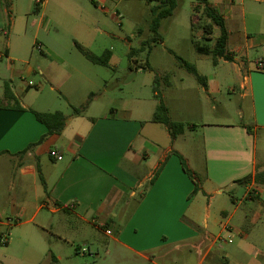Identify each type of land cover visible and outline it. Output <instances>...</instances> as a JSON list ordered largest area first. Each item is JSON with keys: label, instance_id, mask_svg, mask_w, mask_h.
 <instances>
[{"label": "crops", "instance_id": "0c3cea01", "mask_svg": "<svg viewBox=\"0 0 264 264\" xmlns=\"http://www.w3.org/2000/svg\"><path fill=\"white\" fill-rule=\"evenodd\" d=\"M209 3L225 19L230 39L227 17L220 12L224 7ZM194 19L195 15L192 23ZM45 22L42 16L40 25ZM202 22L210 24L211 20L204 18ZM216 29L214 25L207 42L211 46L220 35ZM192 32L196 40L207 36L202 29L192 28ZM9 38L0 40V236L11 229L12 237L15 230L24 227V236L39 243L50 264L73 262L87 253L98 258L100 252L91 249L97 244V248L104 245L105 256L91 264H110L117 254L138 264H264V185L254 179L257 172L264 171V65L258 68L242 62L236 73L227 75L226 79L237 82L229 90L239 88L236 114L240 123L202 121L197 128L174 117L166 94L156 91L154 96L162 95L170 118L189 125L173 137L166 126L152 122L158 101L146 98L141 91L125 94L120 86L114 94H106L104 89L100 114L88 113L97 101L93 98L83 115H75L73 107H81L98 86L89 76L96 68L88 66L85 56L86 60L74 62L61 59L60 45L44 50L39 44L37 49L45 62L38 69L28 65L19 70L16 63L21 59L6 42ZM244 42L243 47L230 49L228 40L232 64L239 54L255 46L248 34ZM106 50L111 51V60L104 67H110L115 57L113 48L98 56ZM196 52L193 66L207 83V87L200 85L197 93L204 95L208 109L217 113L214 95L223 94L228 80L200 71L199 64L212 56ZM221 62L230 61L219 60L218 64ZM169 76L155 75L160 80L165 78L164 86L180 93V99L172 102L174 108L188 114L199 109L204 112L202 104L190 99L184 79L176 84ZM134 77L136 74L130 80ZM6 86L14 99L6 97ZM57 91L60 94H53ZM32 110L63 112L67 117L64 130L40 141L47 128ZM198 134L203 138L202 150L196 154L192 141ZM53 149L62 160L50 156ZM246 178L248 181H243ZM196 186L199 190L195 193ZM243 189L240 198L237 194ZM226 192L232 194L235 207H221L218 213L222 218L212 220V201ZM200 194L209 197L204 214L193 204ZM249 199L257 206L246 203ZM133 200L137 205L129 215ZM118 219L125 229L117 236L102 229L117 228ZM140 219L153 226L162 221L168 228L161 233L139 234L138 228L134 234L128 233V227ZM95 229L107 237V242L90 236ZM81 242L88 244V249L75 246Z\"/></svg>", "mask_w": 264, "mask_h": 264}, {"label": "rangeland", "instance_id": "374dc122", "mask_svg": "<svg viewBox=\"0 0 264 264\" xmlns=\"http://www.w3.org/2000/svg\"><path fill=\"white\" fill-rule=\"evenodd\" d=\"M199 1L177 0V9L172 16L161 21L160 28L155 33L152 31L155 18L152 8L159 5L155 0H42L38 6L39 11H35L37 0H0V40L5 42L10 36L6 42L10 43L15 54L21 59L16 63L19 70L28 65L38 69L39 64L45 62L44 55L37 49L39 44L43 45L44 50L47 46L60 45L58 49L61 59L69 62L77 59L86 60L84 55L78 51V46L97 55L105 49L113 48L115 57L112 59V66H93L87 61L89 67L96 68L94 72L89 73V76L94 77L98 82V86H94L93 92H90V94L94 93V99L97 101H92L93 107L91 111H88L89 114L97 115L103 111L104 89L107 90L106 94H109L119 90L117 88L120 86L125 90V94L141 91L146 98L158 102L162 99V93H165L173 116L190 121L189 123L197 125V128L200 127L199 124L202 121L240 123L236 114V96L239 88L231 92L230 87L236 85L237 82L235 79L226 78L227 75L236 73L242 62L258 67L260 59L264 60V0H210L212 4L224 7L223 11H219L227 17V27L231 31L228 44L230 49L243 47L246 34L255 42L254 48L239 54L234 64L221 62L215 65L212 59H206L199 64L200 71L217 73L223 80H228L223 85V94L214 95L218 106L217 113H212L205 103L204 95L197 93V88H200L202 84L193 74L181 67L177 59V56H180L192 65L196 63L194 61L197 52L192 44L191 23L194 15L202 14V9L198 13L195 10V5ZM165 8H167L166 5L162 7V9ZM42 16L46 17V22L41 26L39 22ZM219 32V29L215 30L216 35ZM131 50L135 51L134 55H130ZM242 55H244L243 58ZM157 73L169 74L176 84H181V78H183L184 83L190 88V99L197 105L202 104L205 111L201 113L199 109L194 114H188L174 108L172 102L180 99V93L176 89L164 86L165 78L154 82L153 78ZM135 74L136 77L130 80ZM33 78H27V81ZM129 80L130 82L126 83ZM17 81L21 82L20 79ZM32 89L36 90V88ZM156 91L162 95L155 97ZM60 92L53 94H60ZM185 126L188 128V123ZM202 139V136L198 134L192 141L196 154L202 150ZM197 177L200 178V174ZM243 193L244 189L237 196L242 198ZM231 198L232 194L226 192L213 199L212 220L222 218V214L218 213L221 207H235ZM193 202L202 210L201 214H204L209 197L200 194ZM246 203L253 206L258 204L250 199L246 200ZM136 205V200H133L128 209L129 215L134 212ZM202 217L203 215L199 218L200 221L203 220ZM116 223L121 227L111 226L102 229L109 230L112 236H117L119 231L125 228L119 219ZM136 228L140 231L139 234H149L161 233L168 227L162 221L158 222V226H153L152 222L140 219L132 223L127 231L134 234ZM17 230L14 231L12 237L11 229H7L5 234L0 236V261L4 264H50V258L43 254L44 251L41 250L39 243L35 244L24 236V227ZM90 236L107 242V237L97 229L90 233ZM4 238L8 239V243H2ZM77 245L88 249V244L81 242L75 244ZM97 245L91 249L96 254L99 251L100 257L95 256L94 258L87 253L73 262L65 260L63 263L91 264L101 261L105 256L104 245L98 248ZM197 250L194 249V252ZM117 255V258L113 259L110 264H138L133 258L124 261L119 256L120 254ZM194 260L189 261L194 262Z\"/></svg>", "mask_w": 264, "mask_h": 264}, {"label": "trees", "instance_id": "16d2710c", "mask_svg": "<svg viewBox=\"0 0 264 264\" xmlns=\"http://www.w3.org/2000/svg\"><path fill=\"white\" fill-rule=\"evenodd\" d=\"M5 1V0H3ZM40 4L37 3V7L35 11H39ZM167 6V8L162 9L163 6ZM178 7L177 0H164L159 5L152 8V13L154 14L155 18L152 23V31L157 33L158 29L160 28L161 21L164 18L170 17L173 15L174 11ZM202 8V16L195 15V21L192 23L193 30L196 29H202L203 33L207 36H203L201 41L196 40V38L193 37V42L195 43L196 50L201 54H208L212 56V60L215 65L218 64L219 60H225V61H233V57L229 50L227 49V44L229 40V32L226 28L225 19L222 17V15L211 6L209 3V0H200V3L196 5L195 10L200 12L199 10ZM207 18L211 20L210 24L203 23V19ZM217 26L220 30V35L216 39V42L213 46H211L209 43H207L210 38L209 36L212 34L213 26ZM155 40V39H153ZM79 50L83 53V55L89 60L91 63L96 65H102V66H109L110 60H111V51L106 50L101 56H98L94 53H91L82 47L78 46ZM135 51L131 50L130 55H134ZM177 59L182 67H184L188 72L193 74L198 81L204 86L207 87L206 78L202 75H200L196 69L195 66L188 63L185 59H183L180 56H177ZM158 80L157 77H155V82ZM5 95L9 99H14V96L11 94L10 89L8 86L5 87ZM94 93L89 95L88 100L81 106V107H73V113L77 116L83 115L86 110L88 109L89 104L94 98ZM158 97H160L158 95ZM18 109L23 110L21 106H18ZM33 114L35 115L36 119L46 126L47 128V134L40 140L43 141L46 136L53 135V134H60L67 122V117L65 114L61 111H55V112H37L32 110ZM152 122L160 123L164 126H166L169 129V132L173 137H176L180 134H182L186 128L185 124L173 121L169 116L168 107L164 103L162 99H160L159 104L157 105V108L154 112V115L152 117ZM248 131L250 132L251 129L248 128ZM181 161L184 165L185 170L187 173H189V170L186 168L184 159L182 156H180ZM159 172H157L152 180V182L157 178ZM190 174V173H189ZM255 182L258 184L264 185V171L257 172L255 174ZM243 181H248V178L244 179ZM199 190L198 186L195 188V193ZM1 264V263H0Z\"/></svg>", "mask_w": 264, "mask_h": 264}, {"label": "built area", "instance_id": "2783aa9c", "mask_svg": "<svg viewBox=\"0 0 264 264\" xmlns=\"http://www.w3.org/2000/svg\"><path fill=\"white\" fill-rule=\"evenodd\" d=\"M155 1H157V2L160 4V3H162L164 0H155ZM41 2H42V0H37V3H41ZM40 48H41V46L39 45V46H38V49H40ZM263 65H264V61H263V60H260V61L258 62V68H262ZM30 85L32 86V85H34V84H33V83H30ZM50 156H51V157H55V158H57V160H62V156L59 154V152H58L56 149H53V150L50 151ZM6 242H7V239L4 238V239L2 240V243H6Z\"/></svg>", "mask_w": 264, "mask_h": 264}]
</instances>
